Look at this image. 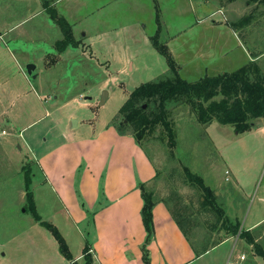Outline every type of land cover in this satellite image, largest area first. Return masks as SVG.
Wrapping results in <instances>:
<instances>
[{
	"label": "rangeland",
	"instance_id": "obj_1",
	"mask_svg": "<svg viewBox=\"0 0 264 264\" xmlns=\"http://www.w3.org/2000/svg\"><path fill=\"white\" fill-rule=\"evenodd\" d=\"M45 3L53 9V14L45 9ZM159 7L165 10L159 38L162 43L192 20L196 25L197 20L209 22L221 18L228 25L250 17L249 24L236 32L239 46L228 39L226 60L219 64L224 63V72L230 73L252 59L264 73V6L260 4L247 5L245 0H0V83L4 84L0 85L1 95L6 99L10 91L22 93L24 98L16 106L18 115H23V119L19 116L18 126L33 123L22 137L18 134L21 129H17V137L9 144L12 160H19L16 165L3 159L0 162V264H72L61 254L51 232L32 217L20 172L21 161L22 167L29 162L31 190L41 219L59 229H77L70 230L73 254L78 251L76 237L85 231L82 225L74 228L67 224L50 185L31 159L24 138L33 134L36 144L44 138L56 140L57 131L64 125H57L45 115L57 106L63 107L59 114L64 123L70 122V118L96 124L109 120L118 130L133 135L129 127L122 126V117L117 116L119 109L137 87L162 76L168 67L157 51L128 58L122 51L112 50L109 32L125 24L137 26L146 22L145 34L151 44L150 38L156 35ZM177 8L184 13L176 15ZM211 12L217 16L207 18ZM52 15H57L56 19L64 18L69 24L68 19L73 17L76 20L70 21L80 23L79 30L91 29L98 37L94 49L85 41L78 49L69 47L70 51L58 53L55 43L61 31L51 20ZM129 44L142 49L141 40L131 39ZM197 63L184 69L177 63L181 77L195 82L201 77L217 75L213 73L217 72L216 63H207L205 66L209 68L197 67ZM30 64L35 70L28 75L26 67ZM5 86L9 88L4 90ZM103 91L108 96L100 105ZM168 109L175 124L176 145L170 146L162 127L140 142L156 169V176L145 191L153 193L155 201L167 202L168 209L178 216L187 238L195 246V255L228 236L220 230L222 217L232 224L238 223L240 231H247L259 222L253 237L264 248V120L259 119L250 130L237 133L231 126L216 122L199 124L186 106L170 103ZM187 170L200 177L215 194V207L224 215L219 217L214 208L202 207L204 194L189 182ZM232 239L237 245L230 254L229 250L223 262L220 253L229 249L233 241L206 259L216 256L217 264H234L239 261L236 256L242 255L244 262L237 263L250 264L255 257L253 250L239 234ZM255 259L257 264H264L261 258Z\"/></svg>",
	"mask_w": 264,
	"mask_h": 264
},
{
	"label": "crops",
	"instance_id": "obj_2",
	"mask_svg": "<svg viewBox=\"0 0 264 264\" xmlns=\"http://www.w3.org/2000/svg\"><path fill=\"white\" fill-rule=\"evenodd\" d=\"M160 9V23L163 24L165 10ZM180 13L184 12L177 8L175 14L179 16ZM194 13L192 10V17ZM211 16L217 15L211 12L207 18ZM70 19L76 20L73 17ZM70 19L68 21L72 25L75 40L80 43L79 46L86 41L91 50L94 49L98 37L94 36L89 28L84 27V30H79L80 23H76L77 21L74 23ZM193 22L192 20L185 28L176 30L165 42L175 61L182 66V69L194 62H199L195 66L204 67L212 61L217 65V72L213 71V73L220 74L221 71L224 73L225 65L221 63L220 66L219 63L226 60L229 50L228 39L236 41V45L239 46L236 33L221 18L209 22L197 20L196 25ZM145 27L146 22H140L137 26L125 24L109 32V47L112 50L122 51L128 58H137L142 54L150 55L156 50L145 34ZM226 28L230 31L227 32ZM62 37L61 33L60 38ZM60 38L56 41L61 40ZM131 39L141 40L142 49L129 44ZM70 49L67 48L65 51ZM248 62L253 60L248 59ZM206 66L205 68H209ZM166 72L165 70L163 73ZM0 85L4 86L2 83ZM6 88L9 87L5 86L4 90ZM1 91L3 92L2 88L0 89V162L3 159L7 164L16 165L19 160H12L9 144L13 137H17L15 135L17 129H21L18 134L22 137L28 133L33 123L18 126L19 116L21 115L23 119V115H18L16 106L24 95L10 91L5 99L2 98ZM62 108L54 107L45 115L57 125L60 126L61 123L64 125L57 131L59 137L56 140L44 138L36 144L34 143L36 138L31 134L24 138V145L31 154V159L38 164L48 182L47 185H50L59 203V211L65 214L67 224L74 228L83 226L85 233H79L76 237L75 244L78 245L76 254L71 251L74 239L70 236V230L77 231V229L57 227L71 251L73 260L83 264L82 251L85 245H88L93 259L92 264H145L143 246L146 232L141 217L143 199L140 185L144 184L147 187L154 180L155 166L134 137L130 134H120L111 121H105L103 124L77 121L73 127V118H70L68 123L63 122L59 114ZM20 164L22 168V161ZM152 213L154 234L146 246L150 264H217L219 257L223 262L229 250L230 254L237 245L232 237L227 236L221 243L210 246L207 252H201L202 254L197 256L194 253L195 246L179 229L163 202L158 201ZM258 223L247 231L253 235ZM231 242L232 246L224 249L219 257L212 256L210 260L206 259L213 251ZM255 242L257 243L256 239ZM248 247L252 250V246ZM254 256L258 257L255 254ZM241 257L242 255L236 256V260H239L237 262H244ZM255 257L250 264H257ZM237 262L234 264H238Z\"/></svg>",
	"mask_w": 264,
	"mask_h": 264
},
{
	"label": "trees",
	"instance_id": "obj_3",
	"mask_svg": "<svg viewBox=\"0 0 264 264\" xmlns=\"http://www.w3.org/2000/svg\"><path fill=\"white\" fill-rule=\"evenodd\" d=\"M245 1L247 5L260 4L264 6V0ZM44 5L45 9L48 11L50 10V13L53 14V9L49 8L47 3ZM56 16L52 15L51 20L59 26L63 36L61 40L56 41V50L58 53H62L69 47L77 48L80 43L75 40L70 24L64 18L56 19ZM249 22L250 17L247 16L237 21V23H229L228 25L236 33L238 29L247 26ZM156 24V35L150 38L151 45L163 56L168 70L157 79L137 87L128 96L117 113V116L122 117V126L131 129L133 133L132 136L139 146L140 142L158 127H162L167 133L170 146L174 147L176 145L175 124L170 117L168 109L170 103L189 108L192 114L195 115L196 121L201 125H209L216 122L223 126H231L237 133L250 130L254 125L253 123L259 119L264 120V73L260 70L255 61L249 62L230 73L224 72L217 75L205 76L195 82H189L181 77L179 65L175 62L169 48L165 43L159 40L162 28L158 13L156 14ZM58 60L59 58L57 61ZM49 65L50 64H48V66ZM144 105L147 108L143 109ZM151 105H153L152 109ZM116 129L118 130V128ZM118 131L120 134H127L120 130ZM28 163L29 162H26V164L23 165L21 172L24 176L25 196L30 205L32 217L36 223L44 226V228L51 232L58 242L61 254L65 256L68 261H71L72 264H76L65 239L58 229L51 223L44 222L36 211L34 195L31 190L32 175ZM186 175L189 182L197 185L203 192L204 201L201 203L202 207L214 208L219 217L224 215L220 210L216 209L215 194L204 185L202 179L190 173L188 170L186 171ZM145 189V185L141 184L140 191L143 199L141 217L146 232L143 246V261L145 264H150L146 246L149 244L154 234L152 210L158 201L154 200L153 193L146 192ZM163 203L168 207L167 202ZM178 206L177 204V207ZM183 211L184 210L179 209V212ZM169 212L179 229H181L183 234L187 237L178 216H176L171 209H169ZM179 214L184 219V215L182 216L181 213ZM221 226L222 229L220 230L225 231L230 237L239 234L241 239L245 240L249 246H252L254 254L264 260V248L255 242L253 235L249 231H240L239 224L230 223L227 217H222ZM205 252H207V249L204 248L202 253ZM82 255L84 258L83 264H92V257L88 245H85L83 248ZM199 255L200 254L197 256Z\"/></svg>",
	"mask_w": 264,
	"mask_h": 264
},
{
	"label": "water",
	"instance_id": "obj_4",
	"mask_svg": "<svg viewBox=\"0 0 264 264\" xmlns=\"http://www.w3.org/2000/svg\"><path fill=\"white\" fill-rule=\"evenodd\" d=\"M35 70V66L30 64V65H27L26 67V71H27V74L30 75L32 73V71ZM34 78V77H33ZM107 92L106 91H103L102 92V97H101V101H100V105H103L107 99ZM143 109H145V106H143ZM76 122L75 120L72 121V126L75 127L76 125Z\"/></svg>",
	"mask_w": 264,
	"mask_h": 264
},
{
	"label": "built area",
	"instance_id": "obj_5",
	"mask_svg": "<svg viewBox=\"0 0 264 264\" xmlns=\"http://www.w3.org/2000/svg\"><path fill=\"white\" fill-rule=\"evenodd\" d=\"M226 174L228 175V172H226ZM241 259L243 260V257H241Z\"/></svg>",
	"mask_w": 264,
	"mask_h": 264
}]
</instances>
